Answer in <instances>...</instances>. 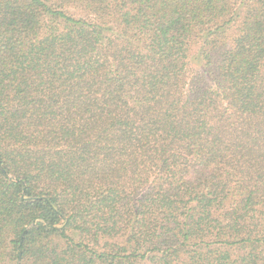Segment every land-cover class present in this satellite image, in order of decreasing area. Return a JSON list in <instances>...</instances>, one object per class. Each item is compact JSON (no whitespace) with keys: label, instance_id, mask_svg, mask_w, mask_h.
Returning a JSON list of instances; mask_svg holds the SVG:
<instances>
[{"label":"trees","instance_id":"trees-1","mask_svg":"<svg viewBox=\"0 0 264 264\" xmlns=\"http://www.w3.org/2000/svg\"><path fill=\"white\" fill-rule=\"evenodd\" d=\"M0 264H264V0H0Z\"/></svg>","mask_w":264,"mask_h":264}]
</instances>
